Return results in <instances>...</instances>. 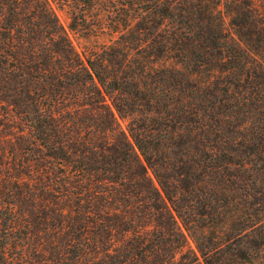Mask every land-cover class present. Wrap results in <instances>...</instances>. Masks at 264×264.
Masks as SVG:
<instances>
[{
    "label": "trees",
    "instance_id": "trees-1",
    "mask_svg": "<svg viewBox=\"0 0 264 264\" xmlns=\"http://www.w3.org/2000/svg\"><path fill=\"white\" fill-rule=\"evenodd\" d=\"M119 1L81 55L49 0H0V260L264 264V0Z\"/></svg>",
    "mask_w": 264,
    "mask_h": 264
},
{
    "label": "rangeland",
    "instance_id": "rangeland-1",
    "mask_svg": "<svg viewBox=\"0 0 264 264\" xmlns=\"http://www.w3.org/2000/svg\"><path fill=\"white\" fill-rule=\"evenodd\" d=\"M49 2L60 24L66 30L70 42L81 55H84V52H88L104 43H109V41L114 38L115 35L111 32L108 24L110 23L109 18L115 17L113 8L119 6V0H98L97 3L91 7L85 21L81 17V12L89 8L83 3L85 0H83V2H81V0H49ZM226 26L229 28L228 18H226ZM100 27L104 28V32L99 29ZM4 109V112L8 115L7 120L14 122L13 125L17 126L18 124H15V121H13L18 120L15 113L8 106L4 107ZM116 116L121 128L127 131L129 120L121 118L118 114H116ZM2 121L3 124L9 122L5 120ZM9 126L11 125H7L6 128ZM1 128H4V126ZM19 143L15 135H11L9 131L8 133L0 134V212L10 201L7 192H11L12 188L7 182L10 181L9 177L11 173H13L14 162L12 159L14 154L17 156L15 149L18 147ZM7 172L9 173V177L7 176ZM149 175L157 185L156 179L151 171H149ZM3 176L6 178H3ZM178 222L187 237V248L185 251L189 249L197 251L194 241L185 231L182 223L179 220ZM6 229L7 227L2 223V219L0 218V248L6 242ZM0 264H4L3 261L0 260Z\"/></svg>",
    "mask_w": 264,
    "mask_h": 264
}]
</instances>
